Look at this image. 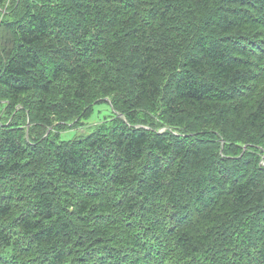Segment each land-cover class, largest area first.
Listing matches in <instances>:
<instances>
[{
    "label": "trees",
    "instance_id": "16d2710c",
    "mask_svg": "<svg viewBox=\"0 0 264 264\" xmlns=\"http://www.w3.org/2000/svg\"><path fill=\"white\" fill-rule=\"evenodd\" d=\"M0 264H264V0H0Z\"/></svg>",
    "mask_w": 264,
    "mask_h": 264
},
{
    "label": "rangeland",
    "instance_id": "374dc122",
    "mask_svg": "<svg viewBox=\"0 0 264 264\" xmlns=\"http://www.w3.org/2000/svg\"><path fill=\"white\" fill-rule=\"evenodd\" d=\"M110 110L105 103H101L95 106L94 111L86 121L85 126L82 128L80 126H76L72 129H66L61 132V137L63 139L79 137V135L88 133L89 130L93 129V127L99 122L103 117H108L110 114Z\"/></svg>",
    "mask_w": 264,
    "mask_h": 264
}]
</instances>
